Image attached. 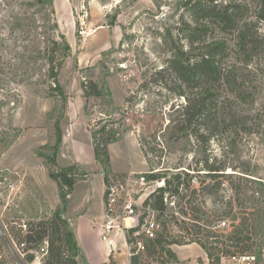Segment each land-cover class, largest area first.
Returning a JSON list of instances; mask_svg holds the SVG:
<instances>
[{
  "label": "rangeland",
  "instance_id": "rangeland-1",
  "mask_svg": "<svg viewBox=\"0 0 264 264\" xmlns=\"http://www.w3.org/2000/svg\"><path fill=\"white\" fill-rule=\"evenodd\" d=\"M54 5L59 29L53 34L58 39L60 33L65 34L72 47L59 73L66 102L63 96H50L53 88L42 57L33 60L20 55L29 56L28 48L37 43L43 45L42 33L49 25L44 24L43 16L37 12L42 4L36 0H0V264L44 263L47 244L43 243L36 250L27 249L26 244L19 241L31 222L51 217L61 206V203L55 205L59 198L58 184L50 171L75 162L73 156L74 160L70 158L69 145H61V142L55 150L57 121H60L63 136H69V142L75 137L84 143L92 138L91 129L113 123L110 126L123 133L121 140L110 146L114 167L118 170H112L115 174L150 171L140 144L143 135L152 140L157 136V141L165 148L159 169L168 175L186 169L200 152L191 138L170 144L164 133L174 116L173 107L184 100L155 85L142 89L146 77L162 66L169 55L165 38L168 28L177 24L184 11L179 8L180 1L54 0ZM115 14L117 19L111 23ZM20 78L25 81L20 83ZM92 78L103 94L86 98L82 83ZM258 84L253 114L264 111V74L259 77ZM257 117L261 123L259 132L236 134L234 146L230 148L232 153H229L232 160H237L236 164L249 168V174L241 172L243 169L229 168L228 172L264 182V117ZM72 124L69 135L67 129ZM215 150L222 154L217 144ZM152 157L153 161L158 160ZM78 163L90 178L79 185L73 202L90 189L94 195V209L98 207L101 213V203L105 201L101 167H97L91 157L85 162L80 159ZM242 183L246 184L247 180ZM253 183L249 186H262ZM219 194L217 202L215 197L207 198L213 218L228 211L229 201L237 198L229 181L223 183ZM237 206L235 201V211L239 210ZM222 217L215 228L231 230L232 217ZM103 218L98 221L104 223ZM170 228L178 233L175 225ZM117 238L116 259L119 264H128L130 249L126 237L121 233ZM172 248L176 258H170L168 264L176 261L212 264L197 242ZM119 249L121 255H118ZM256 251L258 264H264V255L260 259L258 246ZM31 253L35 258L29 261ZM80 256L78 261L84 264ZM150 261V264H159Z\"/></svg>",
  "mask_w": 264,
  "mask_h": 264
},
{
  "label": "trees",
  "instance_id": "trees-1",
  "mask_svg": "<svg viewBox=\"0 0 264 264\" xmlns=\"http://www.w3.org/2000/svg\"><path fill=\"white\" fill-rule=\"evenodd\" d=\"M36 1L42 4L37 12L43 16L44 24L49 26L42 33L43 45L37 43L28 48L29 56L25 53L20 55L33 60L42 57L53 88L50 96H63L66 102L59 73L72 47L65 34L60 33L59 39L53 34L59 29L54 0ZM179 1V8L184 11L177 24L168 28L165 38L169 55L162 66L146 77L142 89L147 90L150 85H155L184 100L173 107L174 116L164 133L170 144L191 138L200 152L186 169L168 175V172L159 169L165 148L157 141V136L153 140L144 135L140 137L141 148L150 167L149 178L165 177L166 185L147 201L159 211L162 229L155 239L148 242L147 251L131 256V261L132 264H150L152 259L159 264H168L170 258H176L173 245L193 242L201 245L212 264H219L223 257L236 253H257L256 246L262 259L264 182L237 172H228V169H243L241 172L249 174L248 167L242 168L236 164V159L229 157V153H232L230 148L234 146L236 134L259 132L258 125L261 123L257 121V116L264 117V111L263 114H253L259 93V77L264 74V0ZM116 14L111 23L116 21ZM19 25L22 26L21 23ZM19 81L22 83L25 80L20 78ZM82 86L86 98L103 94L93 78L84 81ZM112 124L108 122L98 129H91L95 158L103 167L106 177L115 174L112 171L110 145L121 140L123 135L120 130L110 126ZM62 140L63 132L60 121H57L55 150ZM215 144L221 148L222 154L215 150ZM56 155L52 159L55 160ZM152 156L158 157V160L153 161ZM50 176L58 184L61 206L51 217L31 222L19 243H25L27 249L36 250L43 243L47 244L42 264H80L77 258L80 255L87 263L65 211L75 184L89 174L75 161L50 171ZM244 180H247L246 184L242 183ZM225 181H229L236 193L239 210H234L235 201L231 199L229 210L216 213L218 217L213 218L207 198L215 197L217 202ZM250 182L262 186L250 187ZM250 190L253 192L248 194ZM167 194L177 198L176 211H168L165 202ZM225 215L233 219L231 230L215 228ZM172 225L177 227L178 233L171 230ZM34 258L33 253L28 255L29 261ZM109 264H113V261Z\"/></svg>",
  "mask_w": 264,
  "mask_h": 264
},
{
  "label": "built area",
  "instance_id": "built-area-1",
  "mask_svg": "<svg viewBox=\"0 0 264 264\" xmlns=\"http://www.w3.org/2000/svg\"><path fill=\"white\" fill-rule=\"evenodd\" d=\"M148 173L132 170L106 177L105 172H102L105 186V221L102 224V239L110 248H114L113 235L123 233L131 256L146 252L148 242L155 239L161 230L159 211L150 203L147 204V201L159 188L166 185V178H149ZM165 202L169 209L176 211L175 196L167 194ZM258 263L255 253H236L223 257L219 264ZM170 264L183 263L176 261Z\"/></svg>",
  "mask_w": 264,
  "mask_h": 264
},
{
  "label": "crops",
  "instance_id": "crops-1",
  "mask_svg": "<svg viewBox=\"0 0 264 264\" xmlns=\"http://www.w3.org/2000/svg\"><path fill=\"white\" fill-rule=\"evenodd\" d=\"M72 126L73 124L71 125V127H69V129H67V133L69 135L70 133H72L71 131ZM68 137L69 136H67V134L63 136L61 145L62 144L69 145L67 146V149H70V154H71L70 158H72L73 156L75 158V161L78 162L80 159H82L85 162L89 157H91L92 161H96L97 167H101V170L103 172L102 166L97 162L95 158L94 147L92 144L93 138L87 140V142L84 143L81 142L80 140H77V138L75 137L72 138L69 142ZM110 146H112V144ZM74 158L72 159L74 160ZM111 161H112V170L114 172L118 171L114 167L112 156H111ZM144 161H146L145 156H144ZM102 172H100L101 176H102ZM89 178L90 176L87 179L81 180L75 184L74 190L69 197V202L67 205V209L65 211V215L71 221V224L77 234L79 243L83 249V254L87 261V263L84 262V264H102V263L109 264L111 260L113 261V264H119V261L116 259L115 256V251L117 249L116 241L118 239L117 238L118 235L117 234L113 235L114 248H110L108 243L103 242V240L101 239L103 221L99 222L98 219L100 217L102 218L105 217L104 200L101 203V213L99 212L98 207L94 209V202H93L94 195L92 193V190L90 189H88V191H84L85 192L84 195L80 199H78L77 202H73V197L77 191V188L82 182L87 181ZM103 183H104V179H103ZM104 192H105V186H104ZM58 195L59 198L55 201V205L61 203L59 187H58ZM121 254L122 252L120 251L118 255ZM128 264H132L130 253H129Z\"/></svg>",
  "mask_w": 264,
  "mask_h": 264
}]
</instances>
